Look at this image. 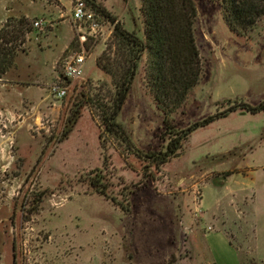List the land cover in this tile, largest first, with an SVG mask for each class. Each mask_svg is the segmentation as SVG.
I'll use <instances>...</instances> for the list:
<instances>
[{
	"label": "rangeland",
	"instance_id": "obj_1",
	"mask_svg": "<svg viewBox=\"0 0 264 264\" xmlns=\"http://www.w3.org/2000/svg\"><path fill=\"white\" fill-rule=\"evenodd\" d=\"M192 1L201 75L168 115L177 130L264 103V16L238 35L217 0ZM72 4L0 0V264H264V112L239 110L198 128L158 168L146 157L164 152L168 137L145 55L116 119L127 140L101 137L100 112L79 95L109 105L114 88L97 62L115 60L117 47L100 21L81 48ZM96 4L144 40L141 0ZM38 19L49 27L34 29ZM82 49L84 80L55 98L61 60Z\"/></svg>",
	"mask_w": 264,
	"mask_h": 264
},
{
	"label": "trees",
	"instance_id": "obj_2",
	"mask_svg": "<svg viewBox=\"0 0 264 264\" xmlns=\"http://www.w3.org/2000/svg\"><path fill=\"white\" fill-rule=\"evenodd\" d=\"M84 1L100 21H105L112 27V39L117 47L115 60L111 61L104 55L97 62V67L111 79L114 88L109 105L92 98L89 92H81L79 95V104L93 105L100 112L101 137L114 135L127 140L125 131L116 119L125 104L145 55L147 57L145 79L148 90L157 109L164 115V133L168 137L164 152L152 153L146 157L158 168L176 157L182 142L198 128H204L239 110L250 114L264 112V103L257 107L238 104L196 122L186 130H177L168 115L183 104L201 75L200 56L194 40L197 11L193 1L141 0L144 40L139 39L135 33L126 31L114 16L96 4V0ZM217 1L224 23L230 31L238 35L251 32L258 20L264 16V0ZM75 41L78 44V39ZM73 45L71 43V46ZM4 62L0 60V78L5 73ZM77 119L78 113L69 120L63 138L70 133ZM100 179L99 176L93 178L91 186L97 188L101 185ZM99 193L104 195L102 191Z\"/></svg>",
	"mask_w": 264,
	"mask_h": 264
},
{
	"label": "built area",
	"instance_id": "obj_3",
	"mask_svg": "<svg viewBox=\"0 0 264 264\" xmlns=\"http://www.w3.org/2000/svg\"><path fill=\"white\" fill-rule=\"evenodd\" d=\"M69 19L73 28L76 31L80 47L88 37L94 38L97 31L100 29V19L87 7L84 0H73L72 7L69 13ZM44 19H38L33 22L34 29L39 31L49 27ZM86 62V54L83 51L72 53L65 56L60 63V74L57 77V83L50 87L51 94L57 99L66 97L68 87L72 82H82L83 65Z\"/></svg>",
	"mask_w": 264,
	"mask_h": 264
},
{
	"label": "crops",
	"instance_id": "obj_4",
	"mask_svg": "<svg viewBox=\"0 0 264 264\" xmlns=\"http://www.w3.org/2000/svg\"><path fill=\"white\" fill-rule=\"evenodd\" d=\"M56 1H58V0H56ZM118 20V19H117ZM121 22V21H120Z\"/></svg>",
	"mask_w": 264,
	"mask_h": 264
}]
</instances>
